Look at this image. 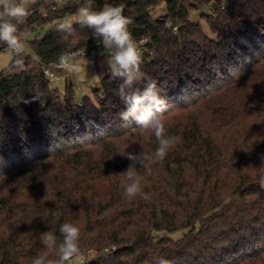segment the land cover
<instances>
[{
  "label": "trees",
  "instance_id": "obj_1",
  "mask_svg": "<svg viewBox=\"0 0 264 264\" xmlns=\"http://www.w3.org/2000/svg\"><path fill=\"white\" fill-rule=\"evenodd\" d=\"M204 1L213 35L184 0H93L97 11L124 5L140 70L167 101L166 131L181 137L150 175L141 172L149 200L126 199L120 187L131 163L120 153L152 154L158 144L131 117L120 119L122 81L110 73L111 53L91 29L77 25L65 39L55 28L83 0L27 7L17 27L22 42L43 23L54 25L29 42L33 56L16 54L12 70L0 71V264L50 253L40 234L62 241L65 222L79 228L80 252H97L86 264H149L157 255L172 264H264V116H247L256 114L252 102L264 105V0ZM162 5L168 12L156 16ZM69 54L93 60L94 101H78L71 80L59 93L45 75L43 65Z\"/></svg>",
  "mask_w": 264,
  "mask_h": 264
},
{
  "label": "clouds",
  "instance_id": "obj_2",
  "mask_svg": "<svg viewBox=\"0 0 264 264\" xmlns=\"http://www.w3.org/2000/svg\"><path fill=\"white\" fill-rule=\"evenodd\" d=\"M28 15V8L23 0H0V42L5 43L17 56L24 51V44L17 36V27ZM131 23V18L124 15L123 4L115 6L108 4L97 11L93 8V0H83L75 18L65 16L57 22L55 28L65 39L76 35L77 25L81 29H91L92 36L99 39L103 47L111 53L110 73L114 78L122 81L118 95L125 109L119 113L120 119L127 121L131 117L139 129L154 135L158 144L152 154L146 152L133 154L125 151L120 153L131 161L126 171L122 172L126 180L120 184V187L126 199L140 195L143 199L149 200L150 196L142 191V184L146 180L141 172L150 175L152 165L157 161H163L168 152L181 142V137L169 135L166 131L161 115L168 106L167 101L160 95L156 81L145 77L140 70L142 53L129 31ZM61 62L64 63L63 58ZM142 78L146 81L142 90L125 91ZM30 102L25 101V103ZM256 103L252 102L249 107L254 108ZM261 107L264 108V105ZM261 159L264 160V154H261ZM261 181L264 182V177H261ZM59 233L63 237L59 242L53 232L45 231L40 234L41 243L52 251L37 256L32 260V264H66L80 254L79 228L73 223L65 222L59 226ZM149 264H172V262L157 255Z\"/></svg>",
  "mask_w": 264,
  "mask_h": 264
},
{
  "label": "rangeland",
  "instance_id": "obj_3",
  "mask_svg": "<svg viewBox=\"0 0 264 264\" xmlns=\"http://www.w3.org/2000/svg\"><path fill=\"white\" fill-rule=\"evenodd\" d=\"M56 0H23L25 5L28 7L30 5L43 2L45 5H48ZM185 5L187 6L189 12L191 13V17L195 20H199L202 22V25L206 32L210 35H213L208 23L202 17L204 12H208L210 10V5H207L204 0H185ZM154 14L156 16H161L164 14L167 9L165 5L158 6L154 8ZM75 14L70 15V17L75 18ZM53 22H45L41 26L29 31L22 36L24 50L26 55L33 56V50L29 45V42L43 37L52 27ZM16 56V53L13 52L11 48L5 46L2 50H0V71H10L12 70L11 61ZM72 61L75 63V66L71 70L64 69H54V77L50 81L53 88H55L59 93L63 94L66 91L67 84H70V81L73 84V91L75 92L76 98L78 101H83L87 96L94 101L96 99L94 89L100 86V77L97 71V68L92 59L85 57L84 55H78L72 58ZM248 111H252L256 114L247 115L248 118L252 121H258L261 118L263 119L264 113H260L264 111V108H250ZM183 231H176L173 233L174 237H180ZM92 252L87 257V260L82 262L78 258H74L72 264H86L94 259H97V252L94 248H91ZM112 250V249H107Z\"/></svg>",
  "mask_w": 264,
  "mask_h": 264
},
{
  "label": "built area",
  "instance_id": "obj_4",
  "mask_svg": "<svg viewBox=\"0 0 264 264\" xmlns=\"http://www.w3.org/2000/svg\"><path fill=\"white\" fill-rule=\"evenodd\" d=\"M69 0H56L52 3H50L49 5L51 6L52 9H57L59 6L63 5L64 3L68 2ZM185 2V0H184ZM43 16H47L48 12L46 9H43ZM168 11H166L164 14H162L163 16L166 15ZM161 15V16H162ZM167 24L171 25V21L169 20V18L166 19ZM173 31L175 33L178 32V25H173ZM5 46H7L5 44ZM140 50V48H139ZM14 52V51H13ZM22 58L26 57V53L25 50L23 51V53L20 55ZM75 57L73 54H69L66 57L63 58L64 63L61 62V60L55 64V65H43L42 69L45 73V75L47 76V78L51 81L52 78L54 77V69H64V70H71L74 66L75 63L72 61V58ZM92 250L89 249L87 253L85 252H80L79 255L74 256L72 259H70L66 264H72L73 259L76 257L79 260H81L82 262H84L85 260H87V257L91 254Z\"/></svg>",
  "mask_w": 264,
  "mask_h": 264
}]
</instances>
